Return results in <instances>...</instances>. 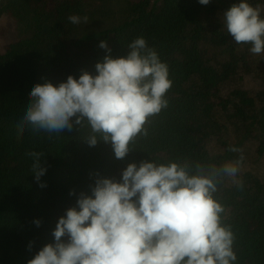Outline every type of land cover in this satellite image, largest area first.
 Listing matches in <instances>:
<instances>
[{
    "label": "trees",
    "instance_id": "16d2710c",
    "mask_svg": "<svg viewBox=\"0 0 264 264\" xmlns=\"http://www.w3.org/2000/svg\"><path fill=\"white\" fill-rule=\"evenodd\" d=\"M238 2L0 0V264H28L54 243L59 218L91 194L97 176L119 181L144 160L221 166L241 156L237 182L224 178L216 198L235 235V264H264V53L227 33L223 13ZM249 2L264 16V0ZM71 15L88 22L73 24ZM141 36L168 65L172 86L168 106L148 119L125 159L110 143L89 146L87 125L59 134L26 126L18 138L36 84L95 75L108 54L101 41L120 57ZM31 152L44 154L40 182Z\"/></svg>",
    "mask_w": 264,
    "mask_h": 264
},
{
    "label": "clouds",
    "instance_id": "9594fccd",
    "mask_svg": "<svg viewBox=\"0 0 264 264\" xmlns=\"http://www.w3.org/2000/svg\"><path fill=\"white\" fill-rule=\"evenodd\" d=\"M68 19L88 22L87 16ZM223 22L237 44L251 45L252 54L264 53L259 7L239 0L223 13ZM99 47L108 54L95 65V75L83 71L79 79L70 75L59 85L45 82L32 88L17 125L18 138L26 126L36 133L59 134L87 125L89 146L110 143L115 157L123 160L130 144L147 135L148 119L168 106V65L143 36L128 45L124 56L113 57L106 40ZM27 155L34 159L32 170L40 182L47 172L41 163L44 154ZM242 160L221 166L144 160L128 164L119 181L97 176L91 194L81 193L77 206L59 218L55 242L28 264H235V235L223 223L225 208L216 193L224 178L237 182Z\"/></svg>",
    "mask_w": 264,
    "mask_h": 264
}]
</instances>
